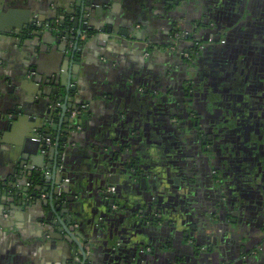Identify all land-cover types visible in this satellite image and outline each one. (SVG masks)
<instances>
[{
	"label": "crops",
	"instance_id": "0c3cea01",
	"mask_svg": "<svg viewBox=\"0 0 264 264\" xmlns=\"http://www.w3.org/2000/svg\"><path fill=\"white\" fill-rule=\"evenodd\" d=\"M92 1L94 4L86 7V12L92 14V6L101 7L102 16L95 14L94 18L88 19L93 31L82 36L83 50L78 49L76 53V57L82 59V64L77 70L78 73L72 76L71 88L74 86L76 90H70V94L66 90L69 87L67 77L71 66L69 63L65 64V55L57 50L56 43L44 45L41 42L39 46L36 45L35 35L18 39L19 37L15 35L0 33V185L8 183L13 185L9 178H15L17 183L20 181V174L15 172L23 152L13 144L35 133L36 124L32 119H47L49 108H53V111L59 109L60 116L66 103L81 108L79 111L73 109L67 111L69 118L78 117L82 123L74 127L70 124V132L60 135L61 138H67L65 141L61 139L60 143V147L65 148L60 176L62 183H70L68 187L66 186L67 191L77 196L72 206H75L78 215L73 216V222L68 225L75 226L76 230L86 236L83 240L79 238V242L87 255L84 257L79 246L75 242L69 243L65 238L66 233L60 232L62 226L58 218L59 214L53 215L49 220L46 219L51 213L50 206L43 207L44 215H35L27 206L21 211L13 210L10 208V203L6 205L2 203L1 189H6L7 186H0V208H2L0 209V264H82L84 259L86 264L124 262L125 264H159L156 261H159L160 257L156 255L154 258L151 252L152 243L156 240L148 233L156 230L149 231V225L140 226L139 222L126 217L114 220L113 214H108V206L105 204L107 198L103 195L110 187H106L107 171L114 175L113 181L120 188L130 182L123 170L125 164L122 160L126 163V156L121 160L118 155L121 154L122 149H133V146L140 144L136 140L137 135H142V132L145 134L147 130L150 134V127L156 117L155 105L158 101L153 94L156 73L164 76L167 68L178 66L175 60L167 59L166 55L153 56L155 51L147 49L148 40L153 43L155 41L157 47L164 48L162 44L172 31L181 30L180 27L182 31H191L194 21L198 23L206 17L207 26L213 30L219 27L216 31L208 27L207 33L201 32L205 36L209 35L208 37L212 36L213 32L217 37L219 36V42L209 51L214 52L220 45V56L217 58L224 60L222 64L227 75L231 76L228 80L235 79L242 83L245 79H242L241 74H246L247 78L251 77L255 59L260 54V51H254L253 47L255 46V50L264 49V33L262 32L260 36L250 34L251 31H256V27L264 28V20L257 15L249 20L244 18L245 14L250 12L249 6L257 9V13L262 12L264 0H179L178 4L176 0ZM78 2L81 4L79 0H0V8L3 9L2 4H16L17 8L30 10L31 20L43 24L40 32L48 33L52 27L46 28L47 24L51 22L57 24L62 14H67L70 18L76 17ZM85 2L86 0H82V4ZM178 12L180 15L176 22H169V15ZM197 13L202 17L197 16ZM238 16L241 17L238 19ZM109 26L117 27V32H114L111 39L110 35L106 37V34H103L101 39H94V35L102 34L100 29ZM97 28H100L99 31ZM67 31L72 34L77 30L71 28ZM90 34L92 38H88ZM46 38L50 41L51 34L48 33ZM16 39L20 40L19 43ZM63 39L68 40L64 42L68 49L74 48L75 40L65 37ZM100 41L105 42V45H101ZM184 45L188 46V43ZM255 53L259 54L256 56ZM210 57H213V53ZM63 73H65L64 85L61 83ZM39 75H48L49 78L57 75L58 79L55 84L48 85L42 81L38 86L36 85L37 87L31 86L34 78ZM45 88L47 90L54 88L51 99L44 94ZM61 90L66 96L70 95L69 99L63 96L61 101L51 104L53 96L59 95ZM150 91L152 94H149ZM17 116L22 120H12ZM59 116L54 119L52 116L49 119L58 121ZM16 122L19 123L12 130L13 123ZM144 144L146 146L143 150L149 154L159 153ZM97 146H103L104 152ZM54 147L55 143L45 151L49 155L45 165L39 168L44 178L51 175L49 165L52 166L53 161L50 160L52 156L49 149ZM137 151L139 150H135L134 153ZM103 153L112 156V160L105 161ZM56 157L55 154V160ZM24 170L27 172L28 166H25ZM115 174L121 175V179ZM195 175L194 178L197 177ZM186 185L184 184V189ZM25 186L29 185L25 183ZM196 188L201 190L199 186ZM15 190L11 188V191ZM21 194L23 195L24 192ZM42 195V199L46 200V194ZM138 196L130 192L127 194V198L130 197L132 200L133 197ZM261 198L263 199L264 196L262 195ZM23 201L28 203L32 198L28 196L23 198ZM185 210L181 211L176 207L174 216L182 223L181 226H177V230L175 229L177 234L187 232V236L185 235L187 239L191 237V231L195 233L196 230H191L190 225L194 224L195 218L199 216L196 207ZM110 221L114 222V226H111ZM162 228L164 227L159 228L157 241L161 245L169 246L168 253L165 254L169 259L166 261L167 264H264L262 243L259 244V248L255 247L256 250H262V256H251L254 248L244 254L239 252L237 255L234 248L220 241L216 247L208 249L209 243L195 245L193 238L178 243L176 247L169 241L171 232H167L166 238H161ZM49 233L56 237L50 236ZM118 240L122 247L116 244ZM161 240L168 243L165 244ZM74 246H78L76 253H73Z\"/></svg>",
	"mask_w": 264,
	"mask_h": 264
},
{
	"label": "flooded vegetation",
	"instance_id": "af4514ba",
	"mask_svg": "<svg viewBox=\"0 0 264 264\" xmlns=\"http://www.w3.org/2000/svg\"><path fill=\"white\" fill-rule=\"evenodd\" d=\"M2 5L4 10H8L4 4ZM15 6L16 4L10 5L11 8ZM262 7V12L257 13V9L249 6L250 12L245 14L244 18L249 20L257 15L264 20V4ZM170 15L168 21L175 23L180 13ZM196 15L202 17L199 13ZM69 18L66 17L65 30L74 28L73 23H68ZM205 19L207 18H203L198 23L194 21L191 31H182L181 27V30L172 31L169 38L162 44L164 48L157 47L155 41L153 43L148 40V44H152V50L155 51L153 56L166 55L167 59L175 60L178 66L167 68L164 76L156 73L153 94L158 101L155 105L156 117L154 124L150 127V134L149 130L145 134L142 132V135L136 136V140L140 142V144L136 143L139 144L138 146H133V149H122L121 154L118 152L120 159L122 157L125 159L124 156H126V163L121 160L125 164L123 170L130 182L121 188L114 185L108 189L116 197L113 206L114 220L120 219L117 218V214L131 216L130 220L139 222L140 226L148 227L149 225V231L156 230L148 233L156 240L151 242L155 246H152L151 252L154 258L156 255L160 257V260L156 261L159 264H167L166 261H169L166 258L168 255L165 256L169 246L161 245L157 241L159 228L162 226L164 228L160 231L161 238H166L171 232L169 241L176 247L178 243L194 239L195 245L209 243V249L216 247L220 241L229 244L239 255V252L244 254L255 247L259 248L260 243L264 245V198H261L262 195L264 196V49L255 50V46L253 47L254 51H260V54L255 53L256 56L259 55L255 59L251 77L247 78L245 74V84L244 82L242 84L245 86V92L242 94L239 88L242 85L234 86L241 81L227 79L228 85L224 83L225 78L221 74V69L225 68L222 64L224 60L217 58L220 56V45L218 44L219 47L214 52L209 51L219 42V36L217 37L214 32L210 37L204 35L210 28ZM62 20L63 17L59 16L56 25L61 26ZM214 29L217 30L219 27ZM210 30L213 29L210 28ZM34 31H36L35 28L29 27L18 37L19 39L28 38ZM37 31L40 32L38 29ZM262 32L264 33V28L256 27V31H251L250 34L260 36ZM185 43H188V46H185ZM185 48L194 54L185 52ZM211 53L213 57H210ZM189 73L193 74L192 78H189ZM230 77L227 75V78ZM205 78H208V82ZM211 93H219V98L214 99ZM219 99L222 101L216 102ZM257 105L259 109H262L258 114L253 112ZM220 107L226 111V115L222 117L219 113ZM230 124L234 126L231 128L228 126ZM256 134L262 136L261 140L251 143L252 136ZM219 136L221 139L218 138ZM49 140L50 143H47V146L51 148L55 138ZM144 143L159 153L149 154L143 150L146 146ZM97 147L104 152L103 146ZM135 150L139 151L134 153ZM140 153H142L143 166L138 159ZM208 154L212 156L209 157ZM103 157L105 161L112 160V156L104 154ZM235 172L238 177L229 182L225 175L231 176ZM194 174L196 178L193 177ZM238 178L247 179V182L240 181V186H237ZM36 183L38 181L30 183L29 186L34 188ZM184 184H187L186 189ZM0 186H7L6 189H1L4 192L18 193V189L11 191L13 185L9 183ZM197 186L201 190H197ZM129 192L139 196L133 197L132 200L130 197L127 198ZM126 204L134 206L133 213L125 207ZM176 207L181 211L186 207L187 210L189 207L197 209L199 217L195 218L194 224L190 225L191 230L196 231L195 233L191 231V237L187 239V232L177 234L175 228L171 227L177 225L174 216ZM160 216H162L161 219ZM113 223L110 221L111 226H114ZM226 236L229 237L226 238ZM120 246L122 247V244ZM262 253L261 249H254L251 256H259ZM245 256L247 257V254Z\"/></svg>",
	"mask_w": 264,
	"mask_h": 264
},
{
	"label": "water",
	"instance_id": "95a60500",
	"mask_svg": "<svg viewBox=\"0 0 264 264\" xmlns=\"http://www.w3.org/2000/svg\"><path fill=\"white\" fill-rule=\"evenodd\" d=\"M78 2V7L79 9L77 10V15L75 18H69L70 20H68V23H73L74 24V28L77 30L76 33L71 34L70 32L65 30V23H66V17H69L67 14H62L61 18L63 17L62 20V25L61 26H55L56 22L54 23H48L46 28H50L52 27V29H50L48 31V33L51 34V38L50 41L46 38V36L48 35V33L46 32H38L37 29H41L43 27V24H38L36 20H31V11L28 9H20L17 7L11 8L10 5L12 4H4L5 7H7L8 10L4 11L3 9L0 10V33H7V34H12L15 36H19L20 34H24L26 32V30L29 27H33L36 29V31L33 32V35L36 36V45H41L42 43H44V45H53V44H57V50L59 52H62L65 55V64L69 63V65L71 66L68 70V77H67V83L68 86L66 92L68 94H70V90H76V88L73 86L71 88V81H72V76L75 74H77V70L78 68L81 66L82 64V59L79 57H76V53H78V49L83 50V43L81 42L82 40V36L84 33H88L89 31H93V27L91 26V24H88V19L89 18H94L95 14H98V16H102V14L100 13L101 10H103L101 7H96V6H92L93 12L92 14H88L87 8L86 7H91V4H94L93 1L91 0H86V2L84 4H82V0ZM176 3H179V0H176ZM106 8V7H105ZM115 8V7H114ZM95 11V12H94ZM57 30H56V29ZM100 28H97V30L99 31ZM102 30V34H96L94 35V39H101L103 34H106L105 36L107 37V35H110V39L113 37L114 32H117V27L114 26H109L107 28H103L100 29ZM104 32V33H103ZM139 34H137L138 36ZM66 39H71V40H75V46L72 49H68L67 44H64V42L68 41L65 40L63 38ZM43 38V39H42ZM88 38H92V34L88 35ZM19 39V38H18ZM16 39V42L19 43L20 40ZM104 39H106L104 37ZM40 40V42L38 41ZM83 41V40H82ZM42 42V43H41ZM101 45H105V42H99ZM79 54H81L79 52ZM33 71H35L33 69ZM66 70H64L65 72ZM74 72V73H73ZM65 73H63L62 76V85H64L65 83ZM56 79L57 75L49 78V76H42L39 75L37 77L34 78V81L32 83L31 86H38L42 81L45 83L49 84H55L56 83ZM35 82V83H34ZM61 85V86H62ZM36 86V87H37ZM46 89V88H45ZM54 88H50L49 90H44V94H47L49 97V99H51L52 95V91ZM43 92V91H42ZM67 97L69 99L70 95H65L64 91H60L59 95H55L53 96V101L51 104H55L57 101H61V97ZM69 109H73V110H80L81 108H79L77 105L74 104H70V103H66L65 106H63L62 108V114L59 116V109H55L53 111V108H49L47 110V119L43 118V120H40L39 118H34L32 119V121L36 124L35 125V133H31L28 135L27 138H24L23 141L21 140L20 142L14 143L13 145H17V148H20L23 152L22 156H21V160H19V167L16 170L15 173L20 174L19 178H20V182H16L15 178L12 179H8L9 181L13 182V188L18 189V193L15 194H11V193H7L2 191V195L1 197H3L2 199V203L3 204H7L10 203V208L13 210H17V211H21L24 209V206L28 207V210H33V213L38 214V215H44L43 213V207L45 206H50L51 207V213L48 214V217L46 218L47 220H49V218H51L53 215H57L59 214L58 218L59 221L61 223L62 228L60 229V232H65L66 236L65 238L68 239V242H75L80 250L83 251V255L84 257L87 255L86 252L84 251V247L80 244L79 242V238L80 239H85V235L76 230L75 226L73 225H68L71 224L73 222V216L78 215V213L75 211V206H72V204H75L77 196H71V194L67 191L66 186L68 187L70 185V183H62L61 180V168H62V157L63 154L65 152V148L64 147H60V143L61 141H65L67 138H61L60 135L61 133H65L68 134L70 132V124H73L74 126H77L78 122H79V118H69L67 116V111ZM57 118V116H59V120H51L49 119V117ZM12 120H16V121H21L22 118L17 117H13ZM16 123H13V127L12 130L18 125ZM9 123H8V127H9ZM12 126V124H11ZM10 126V127H11ZM51 126V127H49ZM64 127V128H63ZM51 138H55V147L52 149H49V152H51L50 156V160L53 161V165H49V169L51 171V175H48L46 178L43 177L42 173L39 171V168L42 167L43 165H45V161L47 160V153H45V151H47L48 146H47V139H51ZM62 139V140H61ZM72 141V140H69ZM8 143V141H3V143ZM55 154L57 155L56 160H55ZM119 156V155H118ZM118 158V157H117ZM120 158V156H119ZM43 161V162H42ZM28 166V171L26 172L24 170V167ZM38 169V170H34V169ZM113 173V172H112ZM106 175L108 177V185L106 187L109 186H114L117 185L116 183H114L113 181V176L110 171L106 172ZM116 175V174H115ZM118 177V179H121V175H116ZM116 177V178H117ZM25 179V183H27V185H30V183L32 182H37V185L32 188L31 186H25V183H23V180ZM144 184H146V181L144 180ZM24 192V194L22 195V197L25 199L28 196L30 198H32V202L31 203H26L23 201V198L20 199V193ZM42 194H46L47 199L43 200L42 199ZM104 196H106L108 198V200H106V206H108V212L112 213L113 215H115V212L113 210V206L115 204V195L113 194V192H107L104 194ZM108 204V205H107ZM72 206V207H71ZM30 207V208H29ZM79 207V206H78ZM129 210V212H133L134 210V206L131 204V206L127 205L126 206ZM2 209V208H0ZM5 209L7 210V207H5ZM78 209V208H77ZM45 211V209H44ZM108 213V214H109ZM131 218V216L127 217L126 215H119L117 214V218ZM162 218V216H160V219ZM75 222V221H74ZM146 223V222H145ZM175 224H177L176 226H171V227H175V229L177 230V226H181L182 223L179 220H175ZM128 227V226H127ZM130 228V227H128ZM123 229V228H122ZM131 229V228H130ZM174 229V228H173ZM174 229V230H175ZM175 230V231H176ZM128 233V232H126ZM184 234V233H182ZM51 236H53L54 238L56 236H54L53 234L50 233ZM120 241H116V244L120 245ZM161 243V242H160ZM78 246L77 247H73V253H76L78 250ZM255 249V248H254ZM253 249V250H254ZM86 260L84 259V261L82 262V264H86L85 262ZM125 264V262L123 263Z\"/></svg>",
	"mask_w": 264,
	"mask_h": 264
},
{
	"label": "trees",
	"instance_id": "16d2710c",
	"mask_svg": "<svg viewBox=\"0 0 264 264\" xmlns=\"http://www.w3.org/2000/svg\"><path fill=\"white\" fill-rule=\"evenodd\" d=\"M151 45L152 44H150V45H147V49L148 50H152V47H151ZM187 51H189V53H192V55L194 54L192 51L190 52V50H188L187 48H185V52H187ZM205 80L208 82V78H205ZM150 93H152V91H150L149 92V94ZM219 94V93H218ZM217 94V95H218ZM214 95L216 96V93H211V97H214ZM247 97H249V96H247ZM259 107V105H257V106H255V108L253 109V111L254 112H259V113H261V111H262V109H259L258 108ZM248 112V111H247ZM247 112H245V114H248ZM219 113H220V115H221V117L222 116H224V115H226V111H225V109L223 108V107H220L219 108ZM232 121H234V119H231ZM78 123H82V121H79ZM230 123H233V122H230ZM222 126H224L225 124H221ZM229 127H233L234 125L233 124H230V125H228ZM219 139H221V136H219L218 137ZM242 153V152H241ZM141 154L142 153H140V158H138L139 160H140V162L142 161L141 160ZM264 159V158H263ZM141 164H142V166H143V162H141ZM144 169L141 167V171H143ZM147 170V169H146ZM224 175V174H223ZM238 176H237V173L235 172V173H233V175H231V176H228V175H225V178L226 179H228L229 180V182H231L233 179H235V178H237ZM222 178V177H221ZM240 181H242V183H246L247 182V179H244V180H240L239 178H238V180H237V186L239 185L240 186ZM248 185V184H247ZM131 213H133V212H131Z\"/></svg>",
	"mask_w": 264,
	"mask_h": 264
},
{
	"label": "rangeland",
	"instance_id": "374dc122",
	"mask_svg": "<svg viewBox=\"0 0 264 264\" xmlns=\"http://www.w3.org/2000/svg\"><path fill=\"white\" fill-rule=\"evenodd\" d=\"M221 74H222V76H223V78H225V81H224V83H226V85H228V83H227V79H229V78H227V74H226V69L225 68H223V69H221ZM192 75L193 74H191V73H189V78H192ZM231 78V77H230ZM242 79H245V75H243L242 76ZM244 82V81H243ZM242 85L243 83L241 82V83H236V84H234V86H238V85ZM244 84H245V82H244ZM241 87H243V88H241ZM239 88H240V91L242 92V94L245 92V86L244 85H242V86H239ZM231 90L229 89V92H230ZM219 98V95H217L216 94V96L214 95V99H218ZM249 98V97H248ZM251 99H253V98H251ZM254 100V99H253ZM219 101H222V99H219L218 101H216V102H219ZM218 104V103H217ZM254 112V111H253ZM256 114H258V112L256 113ZM175 117L177 116V114L176 115H174ZM177 119V118H176ZM178 120V119H177ZM179 122H181V120L179 119L178 120ZM248 127H249V125H247ZM243 130V129H242ZM261 138H262V136H260V135H258V134H256V135H253L252 136V138H251V143H257L258 141H260L261 140ZM263 140V139H262ZM261 145V144H260ZM207 156H209V157H211L212 156V154H208ZM211 161H212V159H211ZM217 230V229H216Z\"/></svg>",
	"mask_w": 264,
	"mask_h": 264
},
{
	"label": "built area",
	"instance_id": "2783aa9c",
	"mask_svg": "<svg viewBox=\"0 0 264 264\" xmlns=\"http://www.w3.org/2000/svg\"><path fill=\"white\" fill-rule=\"evenodd\" d=\"M47 143H48V144L50 143V140H49V139H47Z\"/></svg>",
	"mask_w": 264,
	"mask_h": 264
}]
</instances>
